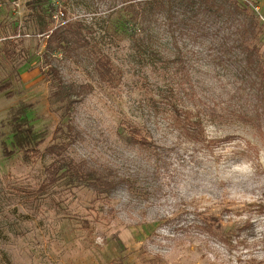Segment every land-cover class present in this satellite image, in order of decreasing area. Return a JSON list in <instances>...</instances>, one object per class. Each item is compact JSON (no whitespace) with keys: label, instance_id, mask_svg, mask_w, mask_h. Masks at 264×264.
Segmentation results:
<instances>
[{"label":"rangeland","instance_id":"374dc122","mask_svg":"<svg viewBox=\"0 0 264 264\" xmlns=\"http://www.w3.org/2000/svg\"><path fill=\"white\" fill-rule=\"evenodd\" d=\"M47 1L0 0V45L9 39L15 50L12 60L0 51V81L12 84L0 92V264H264V114L261 127L240 114L254 115L264 104L254 98L264 83L250 84L209 38L184 39L181 53L157 23L147 38L140 22H126L118 11L121 0H51L53 15L41 8ZM243 1L259 18L261 31L251 42L264 64V0ZM63 15L83 20L92 48L121 69L114 84L95 74L87 52L45 56L44 31ZM50 64L66 81L93 87L75 97L67 116L64 103L50 99ZM24 100L33 105L35 125L48 129L29 160L1 146L11 139L8 110ZM153 104L161 110L155 124ZM165 104L198 114L208 138H231L208 149L180 139L166 166L156 164L130 194L106 198L49 180V166L61 156L109 164L137 157L145 166L147 152L125 144L117 130L123 120L147 121L161 142L177 141ZM58 144L62 149L53 151Z\"/></svg>","mask_w":264,"mask_h":264},{"label":"trees","instance_id":"16d2710c","mask_svg":"<svg viewBox=\"0 0 264 264\" xmlns=\"http://www.w3.org/2000/svg\"><path fill=\"white\" fill-rule=\"evenodd\" d=\"M41 8L51 15L56 9L51 0H48L45 6L41 5ZM59 11L65 15L63 10ZM118 11H122L126 22H140L147 38L151 30H155L154 25L159 24L178 53H181L179 44L186 38L192 42L209 38L211 47L217 50L218 56L224 61L237 62L244 78L250 84H254L256 80L259 81V85L264 83V64L259 46L257 42H251L261 31V25L257 13L248 1L121 0ZM64 15L62 22L44 31L45 56H54L57 53H62L63 56L67 53L78 56L82 52H87L95 74L106 83L114 84L120 76L121 69L108 54L92 48L91 41L85 33L83 20L78 18L64 20ZM13 44L12 40L6 39L0 45V51L7 60L14 59ZM178 60H182L180 56ZM254 69L259 75H253ZM46 72L49 73L54 85L50 99L64 103L62 116L71 113L76 96L84 97L93 88L89 82L66 81L56 64H50ZM11 86L9 78L0 81V92L8 93L7 90ZM257 89L254 98L262 102L264 89H261V86ZM153 107L154 113L151 115L155 124L158 122L155 116L159 117L158 113L161 110L156 104H153ZM31 109L33 105L26 100L10 106L5 122L9 126L11 139L1 141L4 154L11 156L20 151L23 158L29 160L40 153V144L47 138L48 129L35 125L29 115ZM162 114H165L167 124L175 132L177 141L161 142L152 133L150 122L147 121L146 124L139 125L130 120H123L117 130L125 144L147 152L150 157H147L145 166L137 157L132 158L131 163L123 158L120 164H109L61 156L51 162L49 180L54 182L62 178L67 184L89 187L99 196L103 195L106 198L114 197L121 190L130 194L140 189L139 181L142 180V176L151 177L156 172V164L166 166L171 152L177 148L180 139L208 149L216 141L231 138L230 135L208 138L204 134L202 118L191 109L178 104H165ZM240 114L244 121H252L257 127H261L259 117L264 114V104H256L254 115L248 114L247 111H241ZM62 147V144H58L51 149L59 151ZM57 173L60 175H56ZM205 227L212 232L210 224L205 223Z\"/></svg>","mask_w":264,"mask_h":264}]
</instances>
